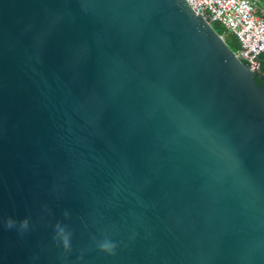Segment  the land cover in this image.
I'll use <instances>...</instances> for the list:
<instances>
[{
    "label": "water",
    "instance_id": "95a60500",
    "mask_svg": "<svg viewBox=\"0 0 264 264\" xmlns=\"http://www.w3.org/2000/svg\"><path fill=\"white\" fill-rule=\"evenodd\" d=\"M66 262L264 264V78L185 0H0V264Z\"/></svg>",
    "mask_w": 264,
    "mask_h": 264
},
{
    "label": "built area",
    "instance_id": "2783aa9c",
    "mask_svg": "<svg viewBox=\"0 0 264 264\" xmlns=\"http://www.w3.org/2000/svg\"><path fill=\"white\" fill-rule=\"evenodd\" d=\"M259 0H185L190 10L209 26L220 25L233 36L236 51L259 72L258 56L264 53V10L254 14Z\"/></svg>",
    "mask_w": 264,
    "mask_h": 264
},
{
    "label": "clouds",
    "instance_id": "9594fccd",
    "mask_svg": "<svg viewBox=\"0 0 264 264\" xmlns=\"http://www.w3.org/2000/svg\"><path fill=\"white\" fill-rule=\"evenodd\" d=\"M63 215L67 218L69 217V212L65 211ZM3 224L7 230L16 229L21 235L30 230V220L28 218H24L22 220L17 221L12 217H8L6 220L3 221ZM53 229V242L59 247H61L63 250L70 253L73 233L67 228L66 225H62L60 223L55 224L53 226ZM92 239L95 243V247L98 252L107 255L114 254L115 249L117 247V243L111 240L108 236H105L102 240L99 241H96L95 237H93ZM81 255H83V253Z\"/></svg>",
    "mask_w": 264,
    "mask_h": 264
},
{
    "label": "trees",
    "instance_id": "16d2710c",
    "mask_svg": "<svg viewBox=\"0 0 264 264\" xmlns=\"http://www.w3.org/2000/svg\"><path fill=\"white\" fill-rule=\"evenodd\" d=\"M212 28V30L219 36H221L222 34H227L228 37L231 39V46L234 48V50L236 51L237 49V43L235 41V39L233 38V36L231 34H229L225 29H223L220 25L218 24H213L210 26ZM222 38V36H221ZM223 40V39H222ZM224 42V41H223ZM258 62H259V72L261 74V76L264 78V53L260 54L258 56Z\"/></svg>",
    "mask_w": 264,
    "mask_h": 264
},
{
    "label": "crops",
    "instance_id": "0c3cea01",
    "mask_svg": "<svg viewBox=\"0 0 264 264\" xmlns=\"http://www.w3.org/2000/svg\"><path fill=\"white\" fill-rule=\"evenodd\" d=\"M263 10H264V0H259L255 5L254 14L256 16H261Z\"/></svg>",
    "mask_w": 264,
    "mask_h": 264
},
{
    "label": "rangeland",
    "instance_id": "374dc122",
    "mask_svg": "<svg viewBox=\"0 0 264 264\" xmlns=\"http://www.w3.org/2000/svg\"><path fill=\"white\" fill-rule=\"evenodd\" d=\"M221 36H222L223 41H224L227 45H229L231 48H233V47L231 46V39L228 37V35L224 33V34H222ZM233 49H234V48H233Z\"/></svg>",
    "mask_w": 264,
    "mask_h": 264
}]
</instances>
